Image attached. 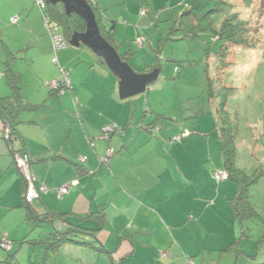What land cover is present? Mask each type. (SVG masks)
I'll use <instances>...</instances> for the list:
<instances>
[{
  "label": "crops",
  "instance_id": "1",
  "mask_svg": "<svg viewBox=\"0 0 264 264\" xmlns=\"http://www.w3.org/2000/svg\"><path fill=\"white\" fill-rule=\"evenodd\" d=\"M128 1L94 3L121 57L138 73L161 70L147 93L133 100L135 105L120 99L118 77L87 47L61 49L58 64L53 62L52 39L35 0H0V96L11 95L4 75L11 60L24 101L35 107L21 112L13 149L30 158L39 184L49 189L35 203L36 210L54 215L50 222L39 224L28 219L22 178L2 138L5 123L0 118V241L8 240L10 253L16 250L10 260L21 264H223L225 259L233 264L231 256L245 255L236 250L240 227L242 237L246 231V219H238L233 209L237 186L214 178L215 172L225 170L220 123L211 115L217 109L219 117L221 101L183 118L192 123L179 122L172 114L176 110L168 112V83H179L168 78V71L163 74L159 65L164 61L161 46L202 36V16L192 13L198 3L184 10L179 5L185 0L170 9L160 7L157 0H145L143 8L129 6ZM122 2L127 5L124 9ZM187 15H191V32L184 30ZM15 16L20 17L18 24L11 22ZM146 44L155 59L149 58ZM63 71L69 73L71 86L58 93L49 83L61 81ZM208 75L207 71L210 82ZM181 77L176 80L182 81ZM112 124L122 127L123 133L110 141L94 139ZM204 124L208 134L190 132ZM156 127L161 130L157 132ZM175 137L181 141L172 144ZM110 149L116 154L104 164L101 159ZM74 180L79 184L60 197L57 188ZM100 211L104 212L100 219L92 216ZM68 223L96 229L95 237L81 235L83 241L94 244H64L46 260H34L37 251L46 255L45 237L67 230ZM8 255L0 250V264L9 263ZM260 258L255 264L264 263Z\"/></svg>",
  "mask_w": 264,
  "mask_h": 264
},
{
  "label": "rangeland",
  "instance_id": "2",
  "mask_svg": "<svg viewBox=\"0 0 264 264\" xmlns=\"http://www.w3.org/2000/svg\"><path fill=\"white\" fill-rule=\"evenodd\" d=\"M144 1L130 0L127 4L143 8L146 4ZM177 2L178 0H157L160 7H168V9ZM193 3H198L192 12L195 16H203L204 13L212 10L217 11L212 14L214 18L210 28L208 21L202 23L204 30L201 32L202 36L200 35L201 37L197 40H187L184 41V44L181 42L183 40H171L168 42L167 48L164 45L160 47L159 51L163 53L164 61H160L159 65L163 66V74H167L168 71V78L179 83L172 80H170L172 83H168V112L176 110V112L172 111V114L179 122L192 123L194 120L185 122L183 118L195 116L208 106L213 108L217 100L221 101L224 96L227 98L226 112L231 119L236 135L235 165L237 168L245 170L248 175L257 174V183L250 188V201L258 206L257 212L264 217V0H197L196 2L195 0H185L179 5V8L187 10L185 7L189 8ZM121 6L123 9L127 7L123 2ZM191 15L183 18L186 22L185 32H191ZM231 17H236L235 22L242 23L247 28L245 38L249 46L228 45L216 36V32L220 30L223 22ZM180 22L179 24L182 26ZM174 26L175 19L173 24L168 27L169 31ZM149 38L151 40L152 36L149 35ZM158 39L160 40V36L157 41ZM137 47L140 48L139 45ZM69 48H73V46L69 44ZM146 52L151 60L155 59L154 52L147 44ZM159 55L161 56V54ZM138 66L140 69L142 68L140 64ZM165 69L167 70L165 71ZM207 71L208 77L211 78L210 82L206 80ZM180 75L183 80H176ZM146 93L124 101L135 105L133 100ZM210 98H214L213 102L210 101ZM211 115L219 121L217 109L211 110ZM206 125L191 129L190 132H194L196 135L208 134ZM168 135L174 134L168 132ZM244 225L245 236H241L240 227L237 238L240 240V244L238 242L239 248L237 246L236 250L241 249L245 255L238 254L235 258L231 256L233 264L239 256H242L239 264L260 263L258 258L261 257L260 259L264 261L262 220L253 217V219L245 220ZM241 241H243V245ZM16 247L17 245H15ZM15 252L16 250L9 255ZM2 253L5 251L2 250ZM43 255L42 251H37L34 260L41 262L44 259ZM249 256L252 257V260ZM222 260L225 261L223 264H227L225 259ZM17 262L19 260L12 259L9 260V263L2 264H17Z\"/></svg>",
  "mask_w": 264,
  "mask_h": 264
},
{
  "label": "trees",
  "instance_id": "3",
  "mask_svg": "<svg viewBox=\"0 0 264 264\" xmlns=\"http://www.w3.org/2000/svg\"><path fill=\"white\" fill-rule=\"evenodd\" d=\"M87 1L92 7L96 15L102 36L107 40V42H109L112 46L116 48V46L113 43V38H112L111 33L106 31L105 29L103 17L99 9L96 7L94 0H87ZM45 2L47 5V10H46L47 13L51 15L52 20L55 22V24L59 26L68 44H70L74 34L76 33L81 34V33L86 32L87 26H86L85 21L75 14L68 15L62 3L55 2V0H45ZM216 11L217 10H212L210 12L204 13V15L200 19V24L202 25V23L204 22L206 23L208 21L209 28H210L213 24V18H214V15L212 14ZM235 19L236 17H231L230 19H226L223 22L220 30L216 32L217 37L221 40H224L226 44L228 45L249 46L245 38V34L247 33V28L244 26V24L235 22ZM122 59L125 62L129 63L125 58L122 57ZM10 61H8L6 65V70H5L4 75H5V80L7 82V85L9 86L11 90V95L10 96H0V118L5 123V127L2 131V138L9 145L11 149L13 163L22 178L24 207L28 211L27 212L28 219L35 221L37 224L41 222H50V220L54 219V215L48 214V213L41 214L35 208V203L38 200H40L42 198V195L45 193L41 194L37 200L31 203H29L26 200L28 186L25 181V177L19 171L18 166L15 161V157L17 155H26L22 151H15L13 149V145L16 141V134H15L16 127L20 124V121H19L20 114L21 112L25 110L35 109V107L32 106L30 103H27L24 101L21 95L20 77L17 76V74L11 68ZM102 61L105 63L103 59ZM157 69L160 70V68H157ZM154 70L155 69H153V71ZM226 104H227V98L224 96L222 97L218 114H219L220 133H221V139H222V153H223L225 170L230 175L229 180L235 182L237 186L235 197L232 200L234 213L238 217V219H241V220L243 219L250 220V219H253V217H257L262 220V226L264 228V219L259 215L256 208L252 205L250 201V188L257 183V179H258L257 174L255 173L253 175H248L245 170L237 168V166L235 165L236 135L233 130L231 119L229 115H227L228 113L226 112ZM6 126L10 127L11 135L13 139L7 138V135H5L4 130ZM156 129H157V132H159V130H161V127H156ZM171 143H172V140H171ZM172 144H176V143H172ZM115 154H116V151H115ZM29 161H30V164L33 170L32 162L30 158H29ZM36 184L41 185L39 184L38 179L36 180ZM57 192H58V188H57ZM103 215H104V212L100 211L92 216H95L96 219H100ZM83 220H85V218ZM68 224L70 227L67 230L65 231L55 230L52 234H50V237H45L44 242L46 243L47 248H46V255H44L43 260H46L48 256L59 251L64 244L76 243V244H83V245L86 244L90 246L94 244V242L83 241L82 236L86 234V235H92V237H95L96 232H97L96 229L86 228L85 225H83L84 223L82 224L68 223ZM4 241H8V240H4ZM4 241H0V250L5 251V253L8 255L12 249L3 248L1 245ZM263 241H264V236H263ZM8 256H10L9 257V260H10L12 255H8Z\"/></svg>",
  "mask_w": 264,
  "mask_h": 264
},
{
  "label": "water",
  "instance_id": "4",
  "mask_svg": "<svg viewBox=\"0 0 264 264\" xmlns=\"http://www.w3.org/2000/svg\"><path fill=\"white\" fill-rule=\"evenodd\" d=\"M55 2L62 3L68 15L75 14L85 21L86 32L74 34L70 44L73 47L83 45L105 61L108 68L119 79L121 100L140 96L157 82L161 75L159 69L149 73L136 72L129 63L122 59L117 49L107 42L101 34L96 15L87 0H55Z\"/></svg>",
  "mask_w": 264,
  "mask_h": 264
},
{
  "label": "built area",
  "instance_id": "5",
  "mask_svg": "<svg viewBox=\"0 0 264 264\" xmlns=\"http://www.w3.org/2000/svg\"><path fill=\"white\" fill-rule=\"evenodd\" d=\"M35 2L44 16L47 32L52 39L53 51L55 53L53 62L58 64L57 52L61 49H65L69 47V44L64 38V35L62 34L59 26L55 24V22L52 20L51 15L47 13L46 11L47 5H46L45 0H35ZM19 21H20L19 16H15L11 19L12 24H18ZM143 43H144L143 41H140V45H143ZM62 74H63V78L61 81H53L49 83V88L51 90L56 91L58 93H63L64 90H66V88H70L71 82L69 78V73L63 71ZM4 132H5V135H7V138H12L11 129L9 126H6ZM118 133H123L122 127L112 124V125L105 127L102 133L94 139L109 141L113 135L118 134ZM94 139L89 140L91 145H93ZM180 141H181V137H175L174 139H172V143H179ZM113 155H115V150L110 149L107 152V155L101 159V162L104 164H108L109 158ZM15 161H16L19 171L25 177V181L28 186L26 200L29 203H31L37 200L41 194L46 193L48 191V187L44 184H41V185L36 184L37 179L33 173L29 158L26 155H17L15 157ZM81 162L82 163L85 162V159H81ZM229 177L230 175L226 170L217 171L214 174V178L218 183L223 182V181H228ZM78 184H79V181L74 180L58 188V195L60 197H63L64 195L69 193L72 187H75ZM1 246L6 249L11 248V245L8 241H4Z\"/></svg>",
  "mask_w": 264,
  "mask_h": 264
}]
</instances>
